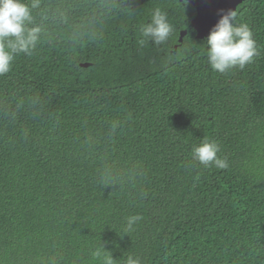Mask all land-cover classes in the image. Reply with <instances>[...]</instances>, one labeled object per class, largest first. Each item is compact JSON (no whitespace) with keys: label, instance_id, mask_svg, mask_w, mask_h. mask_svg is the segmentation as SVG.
<instances>
[{"label":"trees","instance_id":"1","mask_svg":"<svg viewBox=\"0 0 264 264\" xmlns=\"http://www.w3.org/2000/svg\"><path fill=\"white\" fill-rule=\"evenodd\" d=\"M36 2L0 76V264H264V0L237 7L257 53L224 73L185 0ZM205 140L226 167L193 158Z\"/></svg>","mask_w":264,"mask_h":264},{"label":"clouds","instance_id":"2","mask_svg":"<svg viewBox=\"0 0 264 264\" xmlns=\"http://www.w3.org/2000/svg\"><path fill=\"white\" fill-rule=\"evenodd\" d=\"M37 7L36 0H33L31 5L23 0H0V76L10 71L16 55H31L32 50L36 48L42 31L40 26L33 23L32 10ZM236 16V11L222 13L206 38L208 62L213 71L224 73L235 67L243 69L253 61L257 53L250 27L246 23L236 24ZM171 31L172 27L166 14L158 8L154 11L151 22L141 28L142 36L156 45L164 43ZM219 151L217 143L205 140L193 148L192 155L200 164H215L224 168L226 162L218 157ZM139 219L138 216L127 218L128 227L131 228ZM95 254L100 255V252ZM106 264H113L111 257H106ZM126 264H141V261L138 257L130 255Z\"/></svg>","mask_w":264,"mask_h":264},{"label":"water","instance_id":"3","mask_svg":"<svg viewBox=\"0 0 264 264\" xmlns=\"http://www.w3.org/2000/svg\"><path fill=\"white\" fill-rule=\"evenodd\" d=\"M190 4L194 11L195 17L190 23L196 33V39L204 40L208 37L211 29L216 25L222 13L228 11H236L237 7L245 0H185ZM186 31H182L179 38L181 44ZM84 68L89 67V64L81 65Z\"/></svg>","mask_w":264,"mask_h":264}]
</instances>
